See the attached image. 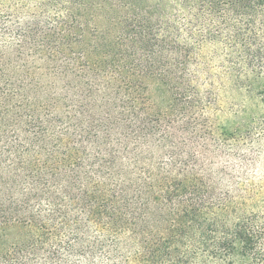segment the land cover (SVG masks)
<instances>
[{"label": "trees", "instance_id": "trees-1", "mask_svg": "<svg viewBox=\"0 0 264 264\" xmlns=\"http://www.w3.org/2000/svg\"><path fill=\"white\" fill-rule=\"evenodd\" d=\"M220 88L264 103V0H0V264H264Z\"/></svg>", "mask_w": 264, "mask_h": 264}, {"label": "rangeland", "instance_id": "rangeland-1", "mask_svg": "<svg viewBox=\"0 0 264 264\" xmlns=\"http://www.w3.org/2000/svg\"><path fill=\"white\" fill-rule=\"evenodd\" d=\"M152 95L149 93L147 96L150 100H156V92H152ZM255 105V104H254ZM253 102L249 98L244 95H240L228 88H220L218 90V94L216 96V102L214 109L211 110V120L213 123L218 125H226L237 123V117L240 115V112L248 109L249 107H253L255 109L256 116L264 114V103L260 106L254 107ZM250 109V108H249ZM210 131V129L208 130ZM207 136V135H206ZM208 143L201 144L199 143L197 146L200 148H206L207 154L209 155L207 160L213 162V168H217V166H224L225 158L221 157L225 154L227 157L230 153L226 150L228 148L221 149L222 155H218L215 153L218 149L212 147L213 146V138L211 139L209 136L207 137ZM261 147L264 150V136L259 141ZM225 150V151H224ZM228 154V155H227ZM264 164V154L262 153L256 165H251L248 169L241 171L240 173H244L248 180L257 182L261 179H264V168L261 165ZM216 170V169H215ZM238 170L235 169V174ZM38 208L37 203H33L32 209L36 210Z\"/></svg>", "mask_w": 264, "mask_h": 264}]
</instances>
